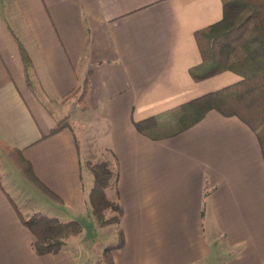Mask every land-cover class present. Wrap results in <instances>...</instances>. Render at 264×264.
I'll use <instances>...</instances> for the list:
<instances>
[{"label":"crops","instance_id":"1","mask_svg":"<svg viewBox=\"0 0 264 264\" xmlns=\"http://www.w3.org/2000/svg\"><path fill=\"white\" fill-rule=\"evenodd\" d=\"M221 14V0H0V143L19 149L60 198L0 177V264L99 261L101 242L84 240L83 231L57 252L37 254L20 216L92 218L82 148L86 160L107 161L117 174L121 220L112 227L124 243L114 264H264V161L255 134L215 111L181 132L176 121L181 104L239 80L232 72L190 75L200 63L194 32ZM10 30L31 59V86ZM84 76V109L63 103ZM68 103L85 115L77 144L68 129L41 139ZM148 117L155 127L138 133L134 122Z\"/></svg>","mask_w":264,"mask_h":264},{"label":"trees","instance_id":"2","mask_svg":"<svg viewBox=\"0 0 264 264\" xmlns=\"http://www.w3.org/2000/svg\"><path fill=\"white\" fill-rule=\"evenodd\" d=\"M221 3L220 20L194 32L200 63L190 70V75L193 80L201 81L222 72H232L239 80L181 104L176 117L178 132L200 121L208 111H215L223 117H235L255 134L264 161V0H221ZM10 32L16 42L23 77L31 86L35 76L31 59L15 34ZM88 91L89 80L84 76L60 99L63 103L73 100L84 108ZM155 125L154 117L134 122V128L140 134L152 130ZM64 129L74 134L77 144L73 123L67 116L58 119L40 138ZM0 144L18 172L32 186L50 200L60 202V198L36 178L19 149ZM80 159V165L91 177L84 198L96 226L118 225L121 208L117 201L116 172L107 161ZM108 190L113 191L112 196L108 195ZM20 216L34 236L33 248L37 254L57 252L69 238L78 236L82 230L75 221L63 222L42 213ZM116 234V243L104 247L96 264H114L112 252L124 243L121 228Z\"/></svg>","mask_w":264,"mask_h":264},{"label":"rangeland","instance_id":"3","mask_svg":"<svg viewBox=\"0 0 264 264\" xmlns=\"http://www.w3.org/2000/svg\"><path fill=\"white\" fill-rule=\"evenodd\" d=\"M74 104H70V103L65 104L62 108H60V109H62L61 111L57 107L55 110V113L53 115V118L55 120H58V119L63 118L65 115H68V114H71L72 118L76 117V118H74V120H75L74 123L72 121L71 122L73 124H75L74 131L78 137L80 132H81V130L78 126V123H80V120H83V121L85 120V115L81 114V113L79 114L78 111H75L76 109L73 106ZM53 107H55V106L53 105ZM82 109H84V108H82ZM82 113H84V110L82 111ZM77 115H78V117H77ZM92 123L93 122H91V123L89 122L87 124L91 127L87 126L85 133L91 134L94 132L95 127ZM90 124H92V125H90ZM86 154L87 153L82 148L83 159L88 158V156ZM98 155H99V153H98ZM101 156L103 157V154H101ZM3 174H6L8 176V178H10V179H11V176H13V177L18 176L21 179V181H23V183L25 185L27 184L26 183L27 180L18 172V170L16 169L14 164L11 162V160L7 156V154L0 151V177L1 178H2V176H4ZM25 180H26V182H25ZM84 188H85L84 190L86 192L85 185H84ZM107 193H108V195L111 196V190H108ZM88 217H90V216H88ZM70 221H75L78 224H80L81 228L83 229V230H81V232L83 231V233H84V240H86L88 242L94 241L95 243L101 242V245H102L101 250H100L101 253H102L104 247L113 245L117 241V234L115 233L114 227H112V225H106L103 227L96 228L93 224L94 222H93L91 217L88 219V218L83 217L81 215H78V216L74 215V217H71ZM75 237L76 236L72 237V239ZM69 239H71V238H69ZM94 249L98 251V247H96Z\"/></svg>","mask_w":264,"mask_h":264}]
</instances>
